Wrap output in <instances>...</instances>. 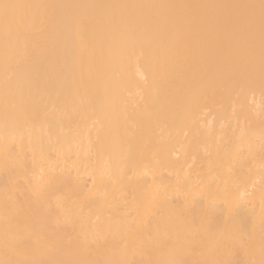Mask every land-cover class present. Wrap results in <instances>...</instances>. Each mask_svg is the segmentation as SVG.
<instances>
[{"label": "bare ground", "instance_id": "1", "mask_svg": "<svg viewBox=\"0 0 264 264\" xmlns=\"http://www.w3.org/2000/svg\"><path fill=\"white\" fill-rule=\"evenodd\" d=\"M0 264H264V0H0Z\"/></svg>", "mask_w": 264, "mask_h": 264}]
</instances>
